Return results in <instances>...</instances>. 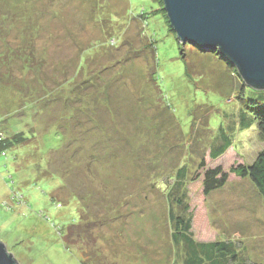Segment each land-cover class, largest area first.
Returning a JSON list of instances; mask_svg holds the SVG:
<instances>
[{
	"label": "rangeland",
	"instance_id": "374dc122",
	"mask_svg": "<svg viewBox=\"0 0 264 264\" xmlns=\"http://www.w3.org/2000/svg\"><path fill=\"white\" fill-rule=\"evenodd\" d=\"M195 49L162 0H0V130L26 136L0 156V241L19 264H183L169 215L183 164L193 238L264 264L262 197L232 172L206 194L200 168L250 164L264 140L236 128L209 157L245 81Z\"/></svg>",
	"mask_w": 264,
	"mask_h": 264
},
{
	"label": "trees",
	"instance_id": "16d2710c",
	"mask_svg": "<svg viewBox=\"0 0 264 264\" xmlns=\"http://www.w3.org/2000/svg\"><path fill=\"white\" fill-rule=\"evenodd\" d=\"M189 45L192 46L191 44ZM192 47L199 52L219 54L217 50L206 51L195 46ZM236 97L238 102L236 118L227 114L229 117V122L226 123L227 127L220 125L222 123L218 125L215 142L209 147L208 155L211 159L218 158L232 146V131L236 128L246 130L255 127L260 137L264 140V88L240 82ZM27 134L30 133L28 132ZM25 137L22 132H17L9 137L7 133L4 134L0 130V156L7 157L8 149L10 150L14 145L23 142ZM11 156L14 158V154H11ZM200 168H203L201 182L204 193L207 194L222 187L227 180L228 173L232 172L240 177L248 178L257 193L262 197L264 204V148L257 152L250 164L240 163L236 166L234 165L229 168L228 172L219 165L205 166L203 159L200 162ZM186 177L187 168L183 164L177 169L175 180L171 185L172 190L170 189L176 196L174 198L175 202L182 204V212L175 214L172 208L169 210V215L173 221L172 240L174 243L182 244L183 247L181 262L183 264H250L239 254L236 245L232 241H197L193 238L191 232L193 215L187 202L182 203L181 201L182 196L184 195L185 197V191L182 190V186H184ZM167 195L170 194L168 193ZM72 225H75V222ZM79 225L81 226L80 222L75 225L78 227V231H74V227H68L69 224L66 225L67 228L61 235L64 243H74L76 241L72 237L81 235L80 231L83 228L81 229ZM88 233L89 231H87Z\"/></svg>",
	"mask_w": 264,
	"mask_h": 264
},
{
	"label": "water",
	"instance_id": "95a60500",
	"mask_svg": "<svg viewBox=\"0 0 264 264\" xmlns=\"http://www.w3.org/2000/svg\"><path fill=\"white\" fill-rule=\"evenodd\" d=\"M178 40L217 50L249 85L264 88V0H162ZM0 264H19L0 241Z\"/></svg>",
	"mask_w": 264,
	"mask_h": 264
},
{
	"label": "bare ground",
	"instance_id": "6f19581e",
	"mask_svg": "<svg viewBox=\"0 0 264 264\" xmlns=\"http://www.w3.org/2000/svg\"><path fill=\"white\" fill-rule=\"evenodd\" d=\"M251 112V111H250Z\"/></svg>",
	"mask_w": 264,
	"mask_h": 264
}]
</instances>
